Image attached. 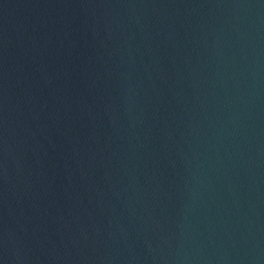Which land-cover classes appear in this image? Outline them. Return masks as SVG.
<instances>
[{"label":"water","instance_id":"obj_1","mask_svg":"<svg viewBox=\"0 0 264 264\" xmlns=\"http://www.w3.org/2000/svg\"><path fill=\"white\" fill-rule=\"evenodd\" d=\"M203 264H264V0H241L231 113Z\"/></svg>","mask_w":264,"mask_h":264}]
</instances>
